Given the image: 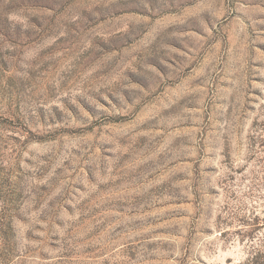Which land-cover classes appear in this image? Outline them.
I'll return each mask as SVG.
<instances>
[{"label": "rangeland", "instance_id": "1", "mask_svg": "<svg viewBox=\"0 0 264 264\" xmlns=\"http://www.w3.org/2000/svg\"><path fill=\"white\" fill-rule=\"evenodd\" d=\"M0 264H264V0H0Z\"/></svg>", "mask_w": 264, "mask_h": 264}]
</instances>
